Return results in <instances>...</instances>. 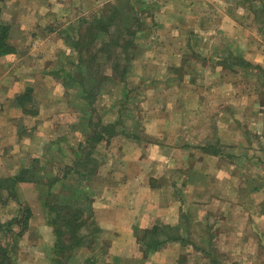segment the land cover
<instances>
[{
	"label": "crops",
	"instance_id": "obj_1",
	"mask_svg": "<svg viewBox=\"0 0 264 264\" xmlns=\"http://www.w3.org/2000/svg\"><path fill=\"white\" fill-rule=\"evenodd\" d=\"M0 37L11 264H56L51 183L93 221L60 263L264 264V0H0Z\"/></svg>",
	"mask_w": 264,
	"mask_h": 264
},
{
	"label": "trees",
	"instance_id": "obj_2",
	"mask_svg": "<svg viewBox=\"0 0 264 264\" xmlns=\"http://www.w3.org/2000/svg\"><path fill=\"white\" fill-rule=\"evenodd\" d=\"M112 22V19L111 21ZM100 24V22H99ZM84 36V35H83ZM82 36L81 41L83 42L84 37ZM2 38L0 37V42ZM109 42V41H108ZM82 44V43H81ZM104 54V58L102 59V54ZM112 53L110 50H104L100 52H96L94 55H92L91 59L92 62L95 64L93 70L94 73H99L103 71H109L110 69H104L102 70L100 67L101 61L107 62L110 61L112 62ZM118 59V62H115L113 66V71L115 73H121V60L118 58V55L116 56ZM110 68V67H109ZM112 71V70H111ZM102 128V127H101ZM112 125H104L103 130L108 131L111 135V130ZM96 138L99 139L98 135L95 136ZM90 141V140H89ZM69 169L67 171H64L68 173ZM82 171V168L78 169V173ZM50 188L49 191L47 192L44 202L45 205H48L49 211L51 214L50 218V224L52 225L54 229V234L56 237V243H55V263L60 264L61 259L63 256H65L66 253H69L72 249H74L76 246L79 247L83 241V236L80 234V230L82 226H86L83 221H86V219H91V216L86 215V211L82 210L80 208V204L82 202L88 201L87 195L84 194L83 191L81 190H71L67 188V191L69 192V195H57L54 196L53 192H51V188L53 184H49ZM68 209V210H67ZM63 211H67L68 214H63ZM67 215V217H66ZM31 216V213L29 210L26 211V214L22 216L18 221H23L24 224H27V221L29 217ZM89 217V218H88ZM13 225L12 221L9 223L5 224H0V226L4 225ZM23 226V228H25ZM22 232H20L21 234ZM19 234V235H20ZM1 241V239H0ZM15 247H11V249H14ZM4 254V255H2ZM5 254H9V250L2 248L0 244V256H4Z\"/></svg>",
	"mask_w": 264,
	"mask_h": 264
},
{
	"label": "rangeland",
	"instance_id": "obj_3",
	"mask_svg": "<svg viewBox=\"0 0 264 264\" xmlns=\"http://www.w3.org/2000/svg\"><path fill=\"white\" fill-rule=\"evenodd\" d=\"M118 23H121L120 22V20H118L117 21ZM117 22L116 21H112V22H110V28H109V35L110 36H108V37H104V38H108V39H106L107 41H109V43L110 44H108L106 47H105V49H107V50H110L111 51V53H112V63H115V62H118V59H117V55H118V58H120L119 60H121V29L119 30V29H117ZM119 30V31H118ZM118 32L120 33V35H117L118 34ZM115 43H117V45L115 46ZM114 44V45H113ZM115 49H118V50H115ZM57 169V168H56ZM63 170L64 169H60V171L58 172V174L59 173H61V174H63ZM83 170H85L84 168H82V171ZM43 178H44V176H43ZM48 177H45V179H47ZM82 186L83 187H86V185H84V184H82ZM58 188H60V187H58ZM79 188L80 189H82L80 186H79ZM59 195H67V193L65 192V190H62V192L59 194ZM68 210V209H67ZM63 214H68L67 213V211H63L62 212ZM66 217H67V215H66ZM21 217H17L16 219H13L12 220V223L13 224H16V225H19L18 226V228L19 227H23V226H25V225H27V224H24L23 223V221H18L19 219H20ZM89 218V217H88ZM83 223H85V224H88L89 226H92L93 225V221H92V219H86V221H83ZM12 226V224L10 225V227ZM13 226H15V225H13ZM85 226V225H84ZM9 227V226H8ZM16 228V227H15ZM18 228H16L15 230H17V231H13L12 232V234L13 233H15V236L14 237H16L17 235H19L20 234V232H23V230H22V228L21 229H19L18 230ZM23 229H25V228H23ZM6 230H7V228H6ZM7 231H9V230H7ZM10 234V233H9ZM94 234V232L92 231V230H89V235L92 237V235ZM11 235V234H10ZM7 236H8V233L7 232H1L0 231V239H1V243H2V241L3 242H9L11 245H10V248L9 249H11V247H15V240H12V238H11V236H10V238H7ZM145 237H147V236H145ZM9 243H7V244H9ZM10 252H14V254H15V248H14V250L13 249H11L10 250ZM9 252V253H10ZM67 254L68 253H66L65 254V256H67ZM2 255H4V254H2ZM7 256H9L8 254H5V257L4 256H0V264H11V260H12V258L10 257H8L7 258ZM15 256V255H14ZM15 258V257H14ZM60 264H67V263H60Z\"/></svg>",
	"mask_w": 264,
	"mask_h": 264
}]
</instances>
